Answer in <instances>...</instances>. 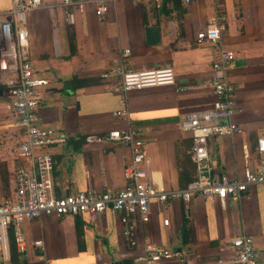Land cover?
<instances>
[{
	"label": "crops",
	"instance_id": "obj_1",
	"mask_svg": "<svg viewBox=\"0 0 264 264\" xmlns=\"http://www.w3.org/2000/svg\"><path fill=\"white\" fill-rule=\"evenodd\" d=\"M41 1V6L25 12L27 56L34 72L48 80L37 89L39 124L65 137L47 149L55 196L121 189L128 146L85 142L84 137L128 126L143 140L153 185L179 189L194 177L191 137L179 129L178 121L186 112L209 108L214 99L208 79L216 46L197 43L195 34L217 12L224 15L222 46L235 55L227 73L235 88L233 120L244 131L207 140L211 165L230 178L240 177L245 163L257 169L264 158L256 149L257 138L264 140V0H164L158 9L148 1L119 0L109 3L101 16L88 3L71 23L58 0ZM9 6L10 0H0V11ZM146 26L157 27L158 42L146 41ZM122 48L130 49L132 69L171 67L175 85L133 89L123 97L106 90L104 84L112 83L115 75H99ZM178 85L188 88L176 92ZM0 97V134L13 135L15 149L21 134L7 125L6 97ZM119 109L126 110V118L114 115ZM10 145V139L0 136L1 199L13 197V172L25 166ZM18 227L26 250L15 249L10 227L0 264H134L139 251L123 241L118 215L110 209L93 215L42 214L24 219ZM242 233L252 237L256 264H264V183L250 185L240 200L228 198L223 207L212 196L194 195L188 202L151 200L149 219L138 235L139 244L155 243L176 252L161 264H216L217 259H230L229 240ZM35 239L42 241V250L31 245Z\"/></svg>",
	"mask_w": 264,
	"mask_h": 264
},
{
	"label": "built area",
	"instance_id": "obj_2",
	"mask_svg": "<svg viewBox=\"0 0 264 264\" xmlns=\"http://www.w3.org/2000/svg\"><path fill=\"white\" fill-rule=\"evenodd\" d=\"M119 0H58L65 19L71 23L75 13L84 11L90 3L96 16L105 14L109 3ZM134 4L148 1L150 7L160 8L164 0H129ZM189 0H182L187 3ZM42 5L41 0H10V6L0 11V88L6 97L5 109L10 127L21 134L14 153L25 162L13 172L14 195L0 198V256L7 253L8 232L15 249L24 253L26 241L18 225L24 219L42 214L56 216L82 214L93 215L105 209L117 213L121 225V236L129 248H138L133 256L134 264H161L176 255L161 245L143 242L139 244V229L149 219V203L180 199L188 202L192 196L215 197L223 207L226 200H240L252 184L264 183V158L253 171L245 163L240 177L230 178L218 172L212 165L207 140L212 136L240 134L243 127L233 120L236 111L235 88L228 81L227 73L232 68L234 52L222 46L221 32L224 15L217 12L212 19L195 34V41L216 46L210 62L208 86L214 97L209 108L184 113L178 121L181 131L191 137V155L195 175L184 187L164 189L153 185L149 175L150 159L136 128L111 129L105 134H88L85 142L109 141L128 146L129 159L123 166L124 185L116 192L76 191L72 194L55 196L52 192V158L49 147L65 141L61 132L44 128L39 124L37 89L46 86L48 80L37 75L30 66L25 28V12ZM129 48H122L112 66L100 73L102 79L113 73L115 80L105 83L106 90L123 97L128 91L158 85H175V74L171 67L135 70L128 66ZM186 85L175 87L176 92L187 90ZM114 115L126 118L125 109L114 111ZM256 149L264 153V140L257 138ZM247 153H244L245 159ZM167 220L163 219V224ZM231 257L227 262L217 259L216 264H256L257 252L252 237L242 233L230 238ZM31 245L43 249L42 241L35 239Z\"/></svg>",
	"mask_w": 264,
	"mask_h": 264
},
{
	"label": "water",
	"instance_id": "obj_3",
	"mask_svg": "<svg viewBox=\"0 0 264 264\" xmlns=\"http://www.w3.org/2000/svg\"><path fill=\"white\" fill-rule=\"evenodd\" d=\"M146 41L148 43L154 44L158 42V29L155 26H146ZM0 95H2V90L0 88Z\"/></svg>",
	"mask_w": 264,
	"mask_h": 264
},
{
	"label": "rangeland",
	"instance_id": "obj_4",
	"mask_svg": "<svg viewBox=\"0 0 264 264\" xmlns=\"http://www.w3.org/2000/svg\"><path fill=\"white\" fill-rule=\"evenodd\" d=\"M4 103V97H0V110H1V106ZM2 111V110H1ZM1 137H7L8 139L11 140V145H10V149H14L15 144L17 143L16 140L12 137L13 135L5 132L3 134H0Z\"/></svg>",
	"mask_w": 264,
	"mask_h": 264
},
{
	"label": "trees",
	"instance_id": "obj_5",
	"mask_svg": "<svg viewBox=\"0 0 264 264\" xmlns=\"http://www.w3.org/2000/svg\"><path fill=\"white\" fill-rule=\"evenodd\" d=\"M193 178H194V177H193ZM193 178H192V179H193ZM192 179H191V180H192Z\"/></svg>",
	"mask_w": 264,
	"mask_h": 264
}]
</instances>
